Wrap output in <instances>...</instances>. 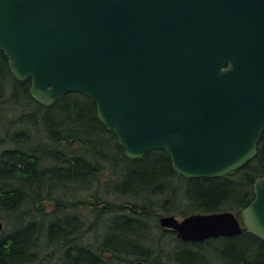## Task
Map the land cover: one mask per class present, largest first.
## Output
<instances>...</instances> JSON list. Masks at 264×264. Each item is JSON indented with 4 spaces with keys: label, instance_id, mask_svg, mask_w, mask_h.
I'll list each match as a JSON object with an SVG mask.
<instances>
[{
    "label": "water",
    "instance_id": "obj_1",
    "mask_svg": "<svg viewBox=\"0 0 264 264\" xmlns=\"http://www.w3.org/2000/svg\"><path fill=\"white\" fill-rule=\"evenodd\" d=\"M0 51L38 103L88 96L128 158L164 150L183 176L220 177L257 152L264 0H0ZM252 188L239 216L165 214L158 225L185 242L243 229L264 241V172Z\"/></svg>",
    "mask_w": 264,
    "mask_h": 264
},
{
    "label": "trees",
    "instance_id": "obj_2",
    "mask_svg": "<svg viewBox=\"0 0 264 264\" xmlns=\"http://www.w3.org/2000/svg\"><path fill=\"white\" fill-rule=\"evenodd\" d=\"M29 86L0 51V212L12 223L0 234V264H264V241L246 229L183 242L157 222L161 213L240 215L264 172V131L239 169L186 177L164 150L128 158L85 94L45 106ZM167 235L181 244L164 250L158 243ZM206 251L213 263L201 256Z\"/></svg>",
    "mask_w": 264,
    "mask_h": 264
},
{
    "label": "rangeland",
    "instance_id": "obj_3",
    "mask_svg": "<svg viewBox=\"0 0 264 264\" xmlns=\"http://www.w3.org/2000/svg\"><path fill=\"white\" fill-rule=\"evenodd\" d=\"M9 116H10V114H8ZM1 148H3V146H0V149ZM50 204L48 205V207H46V210H50ZM194 212V211H193ZM175 214V213H174ZM161 215H165V213H161L160 215H158V217L159 216H161ZM58 216V215H57ZM178 218H180V216H178V215H176ZM0 219L2 220V224H3V227H2V230H1V232H0V234H3V233H5L6 231H9V229H11L12 228V223L10 222L11 221V217L7 214V212H0ZM157 222H158V220H157ZM158 227H159V225H158ZM160 228V230L162 231V228L161 227H159ZM161 239V241L158 243V245H161V247L164 249V250H168V247H167V245L168 246H172V245H174V246H176V245H180L181 243H179V242H177V241H175V239L174 238H170L169 237V235H167V236H165V237H163L162 236V238H160ZM200 254H197V255H194V256H192V257H198ZM201 256H204V258H207L208 260H209V262L210 263H213V255H212V253H211V251H206V252H203L202 253V255ZM164 259L163 260H161V262L162 263H165V262H167L168 260H167V258L166 257H163ZM157 261V260H156ZM159 262H160V260H158ZM161 264V263H160ZM170 264H173V263H171L170 262Z\"/></svg>",
    "mask_w": 264,
    "mask_h": 264
},
{
    "label": "flooded vegetation",
    "instance_id": "obj_4",
    "mask_svg": "<svg viewBox=\"0 0 264 264\" xmlns=\"http://www.w3.org/2000/svg\"><path fill=\"white\" fill-rule=\"evenodd\" d=\"M2 227H3V224H2ZM166 230L172 231V230H169V229H162V231H166ZM172 232H174V231H172Z\"/></svg>",
    "mask_w": 264,
    "mask_h": 264
}]
</instances>
